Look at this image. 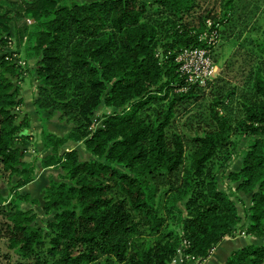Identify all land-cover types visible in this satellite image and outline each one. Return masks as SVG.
Returning <instances> with one entry per match:
<instances>
[{"label":"trees","instance_id":"trees-1","mask_svg":"<svg viewBox=\"0 0 264 264\" xmlns=\"http://www.w3.org/2000/svg\"><path fill=\"white\" fill-rule=\"evenodd\" d=\"M197 5L0 0V241L6 248L0 264H175L180 252L184 264H192L188 256L203 264L225 239L241 235L258 244L234 252L226 264H264V73L253 77L256 100L243 105L236 131L213 112L201 134L168 135L176 109L204 89L188 86L177 54L209 48L212 33L220 36L238 13L235 0H227L223 17L208 13L196 29L185 19ZM22 20L29 26H17ZM21 48L37 59L38 112L71 125L65 137L43 132L52 153L42 167L59 170V180L45 187L42 202L20 192L36 178L24 161L31 121L21 96ZM102 104L113 111L94 119ZM235 134L247 141L229 176L250 197L245 221L218 188L213 166L239 147ZM70 142L82 143L91 158L65 151ZM4 174L16 179L9 200L1 191ZM24 202L42 206L44 225Z\"/></svg>","mask_w":264,"mask_h":264},{"label":"rangeland","instance_id":"rangeland-1","mask_svg":"<svg viewBox=\"0 0 264 264\" xmlns=\"http://www.w3.org/2000/svg\"><path fill=\"white\" fill-rule=\"evenodd\" d=\"M83 3L86 0H75ZM227 0H198L197 9L186 17L185 22L190 23L191 27L198 29L200 18H204L211 13L212 17L224 16V5ZM236 15L231 17V21L220 27L221 33L218 42L212 51V58L215 64L214 78L203 89L198 100L190 104H183L176 109L175 118L168 130V135L180 136L185 140L188 137H195L201 134L206 128V120L213 112H218L226 117L236 131L237 123L244 118L243 105L256 100L252 89V81L257 71L264 73V53L261 52V44L264 43V0H235ZM28 22L20 21L17 26L22 27ZM214 20H207L210 27ZM15 29V25L13 24ZM206 35H204L205 37ZM13 50H16L17 41L14 40ZM17 57L24 65L23 80H21V96L24 98V109L31 121V128L26 134L30 138L23 144L25 151L24 161L34 166L35 181L22 188L20 192L33 199L42 202L45 187L51 180H59V170L53 168L43 169L42 161L52 153L44 146L43 132L51 133L59 137H65L71 130V125L59 119L55 114L49 112H38L36 103L40 100V87L42 81L37 76V59L30 58L25 48H21ZM215 105V103H217ZM156 106L149 109L147 113H152ZM112 109L105 108L102 104L95 113L94 119H99L105 112H112ZM232 139L239 142V147L231 154L221 153V160L213 165L218 183V188L226 192L236 203L240 215L245 221L246 211L250 205V197L242 192H237V184L229 179L232 172H236L243 159L246 150V140L242 137L233 135ZM189 148V147H188ZM78 150L85 158H91L82 143L70 142L65 146V151ZM229 158V159H228ZM228 159V161L226 160ZM0 173V175H2ZM2 195L5 199H11L12 189L16 185V179L11 178L10 174H4L1 179ZM24 209H33L38 215L41 225L47 221L42 206H33L23 203ZM148 240L150 237L145 236ZM2 244L0 261L5 263L2 253L6 248Z\"/></svg>","mask_w":264,"mask_h":264},{"label":"built area","instance_id":"built-area-1","mask_svg":"<svg viewBox=\"0 0 264 264\" xmlns=\"http://www.w3.org/2000/svg\"><path fill=\"white\" fill-rule=\"evenodd\" d=\"M219 35L213 32L210 39L209 48H186L181 50L176 56V63L179 72L186 79L188 86L205 88L214 78L215 64L211 50L216 46ZM188 88L182 89L187 91ZM192 264H199L194 257H187ZM175 264H184V258L180 252Z\"/></svg>","mask_w":264,"mask_h":264},{"label":"crops","instance_id":"crops-1","mask_svg":"<svg viewBox=\"0 0 264 264\" xmlns=\"http://www.w3.org/2000/svg\"><path fill=\"white\" fill-rule=\"evenodd\" d=\"M257 244L258 241L245 235L237 236L236 238H227L217 246L210 258L203 264H226L234 252Z\"/></svg>","mask_w":264,"mask_h":264}]
</instances>
